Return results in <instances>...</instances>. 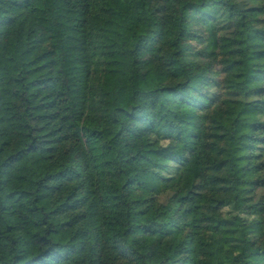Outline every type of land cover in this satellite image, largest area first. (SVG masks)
<instances>
[{
    "label": "trees",
    "instance_id": "1",
    "mask_svg": "<svg viewBox=\"0 0 264 264\" xmlns=\"http://www.w3.org/2000/svg\"><path fill=\"white\" fill-rule=\"evenodd\" d=\"M0 264H264V0H0Z\"/></svg>",
    "mask_w": 264,
    "mask_h": 264
}]
</instances>
